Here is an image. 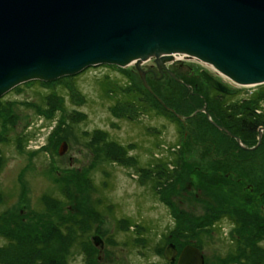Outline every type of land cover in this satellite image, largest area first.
Wrapping results in <instances>:
<instances>
[{
  "label": "rangeland",
  "instance_id": "374dc122",
  "mask_svg": "<svg viewBox=\"0 0 264 264\" xmlns=\"http://www.w3.org/2000/svg\"><path fill=\"white\" fill-rule=\"evenodd\" d=\"M178 61L185 65L179 76L190 74L186 68L195 75L204 70L231 86L235 94L223 103L237 104L238 114L258 106L264 114V84L240 86L193 57ZM158 86L167 102L184 95L175 83ZM125 87L141 90L133 65L101 64L51 82H25L0 97L2 230L57 226L68 240L55 235L37 244L57 264H169L163 257L168 243L193 245L205 264H264V131L256 149L237 143V153L226 152L216 133L196 119L182 128L146 92L145 107L136 106L120 92ZM194 88L216 105L205 81L198 79ZM98 135L125 150L122 161L93 146ZM63 141L69 148L60 157ZM257 142L252 136L241 144ZM173 148L174 172L155 176L157 159L173 160ZM228 170L236 173L226 175ZM7 243L0 234V248ZM6 257L12 255L0 253Z\"/></svg>",
  "mask_w": 264,
  "mask_h": 264
},
{
  "label": "water",
  "instance_id": "95a60500",
  "mask_svg": "<svg viewBox=\"0 0 264 264\" xmlns=\"http://www.w3.org/2000/svg\"><path fill=\"white\" fill-rule=\"evenodd\" d=\"M181 53L237 85L264 84V0H0V97L25 82H51L101 64L133 65L150 91L140 65L154 59L162 67ZM202 76L217 91L235 94ZM218 129L243 150L256 149L264 131L259 128L257 144L247 148ZM68 148L61 142L58 156ZM163 257L204 264L191 244L180 251L167 244Z\"/></svg>",
  "mask_w": 264,
  "mask_h": 264
},
{
  "label": "trees",
  "instance_id": "16d2710c",
  "mask_svg": "<svg viewBox=\"0 0 264 264\" xmlns=\"http://www.w3.org/2000/svg\"><path fill=\"white\" fill-rule=\"evenodd\" d=\"M108 83V87L107 89H111L113 90V92L115 93V95L117 94V88L114 84H112L110 81L107 80ZM159 84L155 83V86L153 88V92L156 94V96L164 103V105H166L167 107L173 108L175 110L176 113L181 114V115H189L191 113V110L187 109L186 107V101L187 98V93L184 90V95L182 96V99L178 102H176L175 100H169L167 102V98L162 99V97L160 96V93L157 92V89H159L158 86ZM178 85V84H177ZM182 88L181 85H178ZM106 89V90H107ZM126 92L127 96L129 97V99H131V101L138 107L144 108L145 107V103L146 101L144 100V95L147 92V90L143 87H141V90H138L139 92H137L136 90H132L131 88L125 87L122 89V91L120 92ZM200 91V90H199ZM146 92V93H145ZM198 92V91H197ZM107 94V91L105 92ZM200 94H202L201 92H198ZM129 94V95H128ZM149 94V93H148ZM151 95V94H150ZM203 95V94H202ZM108 98H113L114 95H110V96H106ZM151 97L157 102V104L164 110L163 113H167L169 117H172L171 119L174 120L180 127L184 128L183 124L177 119L175 118V116L171 115L168 111H166L164 109V106L161 105L155 97H153L151 95ZM257 97L256 95H253V98ZM115 98V97H114ZM217 103L215 106V102L212 103L216 108L218 107V111L216 113V116L218 118H220L222 120L223 126L224 128L229 131L233 136L239 138L241 140V142H243L244 144L247 143L249 141V138H251L252 136L257 137L258 136V129L261 127H264V114L259 113L261 111L260 107H255L254 110H249L247 107L244 109L245 113L244 114H238V110H239V106L237 104L234 105H225L223 102H219L217 100H215ZM166 102V103H165ZM193 102L197 105H201L202 104V100L200 98H196L193 99ZM56 101L53 104V107H55ZM244 105H246V102L244 103ZM44 120V117H41ZM198 120V119H196ZM200 127H204V125H206L207 127L206 130H210V131H214L216 133V135L218 136V138L220 139V145H226L224 146L226 152H232L236 151L238 149L236 143L233 140H230L231 138L226 135L225 133L223 134L222 132H218L213 126H211L210 124H208V122L203 121L204 123H201L199 120L197 121ZM60 129H62V127L60 126ZM106 136L104 135H98L97 137H94L91 141V143L93 144V146H103L108 148V153H106L107 158H109L112 161H122V158L125 154V150L123 148H121L120 146H118L117 144H115L112 141H107V138H105ZM31 139V137H30ZM29 138L26 139L27 141L30 140ZM233 141V142H231ZM90 143V144H91ZM264 143V133H263V138H262V144ZM118 150L120 151V154L118 152ZM175 150L173 148L172 152L170 153L171 156H173V160L169 161L168 163H164L162 160L157 159L160 163L161 166L160 167H156L155 171H151L155 174V176L160 178L161 174H172L174 171V169L176 168V166L178 165V161L175 154ZM159 164H157L156 166H158ZM172 166V171H170L169 169H171ZM159 183V182H158ZM1 218V217H0ZM3 221L0 219V222ZM129 227H131V225H128ZM15 230H6L3 231L1 226H0V234H2L3 237H7L9 238V243L5 244L2 248H0V253L1 252H6L9 255H12V258L6 257V259H1L0 258V262L2 264H57V260L56 258H47L44 255L40 254V251L42 249L38 248L37 244L38 243H45V239L47 238H51L54 237L56 235V239L57 237L59 239H61L62 242H64L65 240H68L69 238L67 237V235L65 234H61V231L56 227L51 228L48 231H38V230H31L30 228L25 229L24 227H17V225H14ZM15 232H16V236L18 238L14 239L15 236ZM19 242H18V240ZM84 242H82V244H84ZM81 244V245H82ZM19 246V248H18ZM26 246H28V248H25ZM86 244L83 247V251H85V254L87 255V249L85 248ZM178 249V248H177ZM182 249V248H181ZM181 249H178L179 251ZM62 264H64L63 261H61Z\"/></svg>",
  "mask_w": 264,
  "mask_h": 264
},
{
  "label": "flooded vegetation",
  "instance_id": "af4514ba",
  "mask_svg": "<svg viewBox=\"0 0 264 264\" xmlns=\"http://www.w3.org/2000/svg\"><path fill=\"white\" fill-rule=\"evenodd\" d=\"M178 60H179L178 58L171 56L170 58H168L166 61H164L162 63L163 64L162 67H159L156 64V62L154 61V59H149V60L143 62L140 65V68L143 72L144 83L149 88L150 91H148L144 87L142 78H141L140 74L136 71L142 87L145 88L147 90V92L149 94H151L153 97H155L157 99V101L159 102L161 100L156 96V94L150 88V85L155 84V83L161 84V82H163V81H166L169 84L175 83V84L181 85L182 88L187 93L186 98L188 101H186L187 102L186 107H187V109L191 110V113L189 115H185V116L178 114L175 112V110L173 108L167 107L166 105H164V103L161 104L162 101L159 102L161 105L164 106V109L166 111H168L171 115L175 116V118H177V116H179V118H177V119L183 124V126H186L187 120L198 119L201 123H204L203 121L208 122V124L213 126L218 132H222L224 134L223 131L218 129V127L224 128L222 120L216 116V113H217L219 108L218 107L216 108L215 106H217V105L214 106L211 103L209 96L206 97L205 95L198 93L196 91V89L194 88V83L196 81H198V79L206 82V80L202 76V72L206 73L208 76H210L211 78H213L217 81H219V80L213 74L206 72L204 70H200L198 72V75H195L193 70H191L190 68L185 69V71H187V73H190L189 75H185V76L180 75L179 76V74L177 73L178 70L180 68L183 69L185 65L182 64L181 62H179ZM148 63L150 64L149 68H143V66L145 64H148ZM206 83L210 86L209 92L214 91L213 93H215V96H217V97L214 96L213 98L216 99L217 101L223 102L224 96H232V95L223 94V93L217 91L216 89L212 88V86L208 82H206ZM229 88H231V86H229ZM196 98H200L202 100V104L200 106L193 102V99H196ZM208 116L214 124L209 121ZM204 127H207V126L204 125ZM204 129H206V128H204ZM230 138H231L230 140H233L237 145L236 140L232 137H230ZM233 141H231V142H233ZM234 153H237V152L235 151ZM234 153H233V155H234ZM235 173L236 172L234 170L226 171V175H231V174H235ZM168 244H170V243H168ZM163 251H164V249H163ZM168 263L171 264L170 262H168ZM204 264H205V259H204Z\"/></svg>",
  "mask_w": 264,
  "mask_h": 264
},
{
  "label": "bare ground",
  "instance_id": "6f19581e",
  "mask_svg": "<svg viewBox=\"0 0 264 264\" xmlns=\"http://www.w3.org/2000/svg\"><path fill=\"white\" fill-rule=\"evenodd\" d=\"M184 56H188V55H187V54H184V53H181V54H175V55H174V57H176V58H178V59H179V58H182V57H184ZM204 64H205V63H204ZM205 65H209V64L206 63ZM209 66H210V65H209ZM223 77H224V76H223ZM225 78H226V77H225Z\"/></svg>",
  "mask_w": 264,
  "mask_h": 264
}]
</instances>
